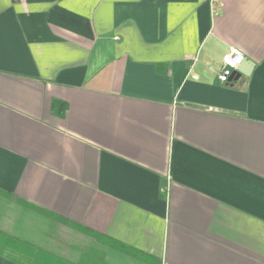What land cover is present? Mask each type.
I'll return each instance as SVG.
<instances>
[{"label": "crops", "instance_id": "crops-1", "mask_svg": "<svg viewBox=\"0 0 264 264\" xmlns=\"http://www.w3.org/2000/svg\"><path fill=\"white\" fill-rule=\"evenodd\" d=\"M2 236L0 264H264V0H0Z\"/></svg>", "mask_w": 264, "mask_h": 264}, {"label": "built area", "instance_id": "built-area-1", "mask_svg": "<svg viewBox=\"0 0 264 264\" xmlns=\"http://www.w3.org/2000/svg\"><path fill=\"white\" fill-rule=\"evenodd\" d=\"M246 60L245 54L236 47H231L228 53L223 57L222 69L217 77L222 84H230L234 72Z\"/></svg>", "mask_w": 264, "mask_h": 264}, {"label": "trees", "instance_id": "trees-1", "mask_svg": "<svg viewBox=\"0 0 264 264\" xmlns=\"http://www.w3.org/2000/svg\"><path fill=\"white\" fill-rule=\"evenodd\" d=\"M59 105H61L63 108H64V104H61L59 101H54V103H53V107H54V109L56 108L57 109V107L59 106ZM88 232V234H90V235H92L93 237H95L96 239H98V240H100V241H102L103 239H102V237L101 236H99L98 234H96V233H93V232H90V231H87ZM2 239H5V238H3V236L2 237H0V245H1V243H2ZM1 247V246H0ZM62 264H73V263H70V262H68V261H65V260H63L62 261ZM79 264H105L104 262H102L101 260H98V259H96V258H93L92 256H90V255H86V256H83L82 257V260H81V262L79 263Z\"/></svg>", "mask_w": 264, "mask_h": 264}, {"label": "water", "instance_id": "water-1", "mask_svg": "<svg viewBox=\"0 0 264 264\" xmlns=\"http://www.w3.org/2000/svg\"><path fill=\"white\" fill-rule=\"evenodd\" d=\"M253 62H248L245 60L241 66L234 72V75L231 79L232 80H238L242 74L249 75L251 69L253 68Z\"/></svg>", "mask_w": 264, "mask_h": 264}]
</instances>
